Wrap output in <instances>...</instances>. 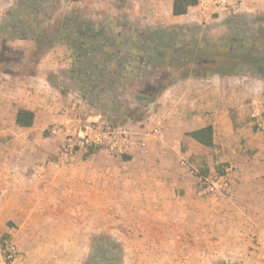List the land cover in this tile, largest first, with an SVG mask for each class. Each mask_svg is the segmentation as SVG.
Wrapping results in <instances>:
<instances>
[{
  "label": "rangeland",
  "instance_id": "obj_1",
  "mask_svg": "<svg viewBox=\"0 0 264 264\" xmlns=\"http://www.w3.org/2000/svg\"><path fill=\"white\" fill-rule=\"evenodd\" d=\"M36 2L43 11L37 17L24 8ZM14 15L36 27L26 30L27 38L3 31ZM81 23L116 42L96 53L94 62L95 80L113 77L111 89L104 81L90 87L86 57L66 45ZM165 30L175 38L167 46L182 53L168 51L157 69L127 56L148 48L143 38ZM109 53H118L117 61L104 63ZM119 58L126 61L122 73ZM11 79L39 83L66 116L63 124L35 120L33 130L0 139V228L6 224L14 232L0 231V241L12 236L22 262L128 264L115 237L113 206L108 217L101 216V194H86L82 181L71 187L72 194H63L65 181L52 188L60 194H18L22 188L10 185L11 174L21 172L19 167L11 172L12 163L30 164L28 177L34 174L33 164L49 168L68 163L76 154L87 160L102 150L64 154L66 135L58 130L74 118L126 127L137 142L146 144L136 149L155 143L177 146L172 149L174 161L194 180L195 194H264V0H199L179 18L152 0H0V84ZM214 114L219 121L214 146L190 141L185 126L214 124ZM129 153L111 156L125 161ZM204 179L218 182V188L209 192ZM108 201L115 199L109 195ZM100 241L114 259L98 251Z\"/></svg>",
  "mask_w": 264,
  "mask_h": 264
},
{
  "label": "crops",
  "instance_id": "obj_2",
  "mask_svg": "<svg viewBox=\"0 0 264 264\" xmlns=\"http://www.w3.org/2000/svg\"><path fill=\"white\" fill-rule=\"evenodd\" d=\"M152 1L176 17L174 0ZM46 93L33 81L11 79L0 84V139L34 129L16 124L20 109L33 112L35 120L45 124L66 122L58 104ZM171 117L174 124L176 116L171 113L169 121ZM213 117L214 124H188L183 132L209 125L215 131L219 121L217 114ZM197 118L194 114L193 122ZM161 145L133 148L125 161L100 150L87 160L76 154L68 163L49 168L33 164L34 174L28 177L30 164L12 163L10 171L19 167L21 172L11 174L10 185L22 188L18 194H60L52 188L65 181L63 194H72L71 187L82 181L86 194H101V216L108 217L113 206L115 237L125 248L128 264H264V194H195L194 180L174 161L172 149L177 146ZM109 195L114 203L108 201ZM0 231L14 234L6 224ZM17 261L28 264L22 256Z\"/></svg>",
  "mask_w": 264,
  "mask_h": 264
},
{
  "label": "trees",
  "instance_id": "obj_3",
  "mask_svg": "<svg viewBox=\"0 0 264 264\" xmlns=\"http://www.w3.org/2000/svg\"><path fill=\"white\" fill-rule=\"evenodd\" d=\"M73 1H79V0H73ZM199 4V0H174V5H173V15L178 17V16H183L186 15L189 12V9L192 7H195ZM40 5L41 3H35L32 5H25L24 8H28V10L30 9L31 11H33L34 15L37 17L38 15H42L43 11L40 9ZM29 10V11H30ZM18 13V10H17ZM38 24V22H37ZM34 24H27L22 22L17 15H14L13 17L11 16L8 21L5 23L4 29L3 31L8 34L11 37H16L19 36L20 38H27V29H31L33 31H35L36 27H33ZM20 26H22L23 30L20 29ZM76 27V32L73 33V35L68 38L69 40H67L66 45H68L69 47H71L74 51H79L78 53L80 54L81 57L86 59L84 60L83 66H88L89 69H91V75H89V77L87 78V82H89L88 84H90V87L92 88H96L98 87V83H102L103 81L107 83V87L108 89H111L112 87H115V84L113 82V77L106 75H103V79H101L99 82L97 80H95V74L94 71H97V66L94 65V62L96 60V53L103 51L104 48L107 47H115L116 46V42H114L113 40H110L108 38H106L102 32H94L93 30H90L89 28H85V26H83V24H79ZM1 31V32H3ZM167 30L163 31V33L160 34H156L150 38H143V42L144 45L148 46V48H140L139 51H137L138 53H128L127 56H129V58H133V59H138L140 57V61H141V65H147L150 67H154V69L159 68V64L161 63V61L164 59L166 53L168 51H171V53L175 54V53H182L181 50H179L175 47V46H167L170 42L174 41V33L171 31V35L169 36L166 35L167 34ZM169 36V38H168ZM149 39L153 40L154 43L153 45H148L147 43H149ZM168 39L167 43H164L165 40ZM70 43H72V45H70ZM144 46V47H145ZM167 46V47H166ZM150 47H152L153 49L149 51ZM91 48V51H90ZM119 48H121V46H119ZM133 45L131 46V50H133ZM170 49V50H169ZM117 55V56H116ZM118 53H109L108 55L105 56L104 58V63H108V62H114L117 61L118 58ZM127 58L126 60L129 61L130 59ZM125 60V58L120 59L119 58V68H118V72L122 73L123 70V66H125L126 61L123 63V61ZM143 63V64H142ZM149 64V65H148ZM134 71V69H133ZM260 72V69H259ZM35 121V114L29 110H24V109H20L17 113V117H16V124L20 127H31L34 124ZM189 136L191 138H193L195 141H197L198 143L207 146V147H212L214 146V129L211 125L206 126L204 128L195 130L191 133H189ZM8 237V236H7ZM108 243V242H107ZM98 251L100 253H104V256H106L107 258L111 257L110 259H114V255L110 254V248H107L106 250L104 249V242L99 243L98 247H97ZM122 254V252H120ZM117 258V257H116ZM120 259H122V255L119 256ZM103 262L107 261L105 258H103ZM112 261V260H111ZM97 263H102L101 262H97Z\"/></svg>",
  "mask_w": 264,
  "mask_h": 264
},
{
  "label": "built area",
  "instance_id": "obj_4",
  "mask_svg": "<svg viewBox=\"0 0 264 264\" xmlns=\"http://www.w3.org/2000/svg\"><path fill=\"white\" fill-rule=\"evenodd\" d=\"M58 131L66 135L63 149L67 156L90 148H100L110 155H122L135 146L146 145L144 141L137 142L128 128L116 127L103 120L82 121L74 118L66 126L64 124L59 127ZM202 183L209 192L218 188V182H211L209 179H204ZM17 258L18 246L15 241L10 237L3 238L0 241V264H15Z\"/></svg>",
  "mask_w": 264,
  "mask_h": 264
}]
</instances>
